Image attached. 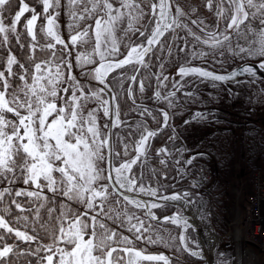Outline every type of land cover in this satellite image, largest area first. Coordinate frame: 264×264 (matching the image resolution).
<instances>
[{
	"label": "snow or ice",
	"instance_id": "obj_1",
	"mask_svg": "<svg viewBox=\"0 0 264 264\" xmlns=\"http://www.w3.org/2000/svg\"><path fill=\"white\" fill-rule=\"evenodd\" d=\"M203 6L213 24L191 19L197 8L186 11L179 0H0V264H172L147 247L175 246L165 224L182 229L177 251L204 259L188 247L200 249L180 209L193 203L190 193L166 195V185L145 183L146 171L157 174L151 141L171 116L158 109L162 126L150 129L144 117L157 116L143 100L177 107L188 77L229 82L247 74L256 82L257 72L264 74V0ZM181 54L180 79L170 81L165 62ZM229 57L244 63L227 75L192 65ZM152 67L155 73L143 75ZM132 114L141 119L121 118ZM156 156L166 168L169 150ZM170 204L178 209L170 216L154 211Z\"/></svg>",
	"mask_w": 264,
	"mask_h": 264
},
{
	"label": "rangeland",
	"instance_id": "obj_2",
	"mask_svg": "<svg viewBox=\"0 0 264 264\" xmlns=\"http://www.w3.org/2000/svg\"><path fill=\"white\" fill-rule=\"evenodd\" d=\"M179 3L185 8L186 11H188V9L191 7L197 8L198 11L196 12L195 15L191 16V19H197L198 17H200L203 18L207 24H213L215 22L212 13L208 12L203 6L204 0H179ZM65 23H66V17L63 15V12H61L60 24L62 30L64 29ZM191 27L193 28L194 31H198L195 25H191ZM181 35H183V33H181ZM66 36L67 33L65 32V37ZM186 59L187 57L184 54H181L179 59L176 60L178 64L177 66L179 67L180 64L186 61ZM166 62L167 65L171 63L170 61H166ZM242 63L244 62L233 61V59L230 57L224 60L223 63L213 61L211 59H209L208 62L206 63L200 60L192 61L193 66L203 67L206 68L207 70L216 73H226ZM252 79H253L252 77H247L229 82H210V81L201 82L200 80H195L192 77H188L186 78L187 84L185 88L182 91H180L179 94H177L178 106L174 108L176 110L180 109V113L183 112L182 114L183 118L193 115L195 111H196L195 113H197L198 111H203V110L207 111V109L210 108H215L217 110L218 109L243 110V109H251L254 107L256 108L260 107L264 109V82H262L264 81V79L258 76L256 77V82H250L252 81ZM213 83H215L216 85L215 87H213ZM186 92H192L194 95L191 98H189L185 95ZM90 107H95V105H90ZM174 108L168 109L170 116L173 113ZM197 108H199V110ZM202 116L203 119L198 118L197 120H211V118H213V116H211L210 113H204ZM192 119L193 118L189 120ZM217 120L218 121L216 120L214 121L215 122L221 121L218 124H216L218 125L217 129L229 128L232 130V132H234L236 138L235 139L236 141L234 140L235 146L232 152V168H233L232 184L230 187L228 202L222 211V215H223L222 225L223 227H225L226 230L224 234L219 232V229L217 227V225L220 226V223L213 222V214H217V210L216 208H214V203H213L214 198L212 193V189H213L212 183L214 181L215 172L203 167L200 168L198 167V169H196L195 172L190 173V169L187 167L188 163H185V165L176 164V161L179 162H185L188 160L192 161V158L188 157V153L186 151L183 152L182 150H179L175 153L177 149L173 150L172 152L170 150L171 144H179V149L182 148L189 149L190 144L188 142H191V139L193 138L196 139L195 137L196 134H200V135L203 134L204 137H206V135H209V133H206L209 132L207 131L208 128L201 130L200 127H197L196 130L192 132H187L186 136L183 137L182 135L177 133V130L175 129V125L174 124L172 125L170 119L169 125L173 129H175V133L172 134L173 135L175 134L178 138L175 140H171L168 138L163 144H161L158 147V149L161 147H166L172 156L175 154L178 155V158L174 160H170V158L167 157L164 159L167 160L168 163H171L173 166H175V168L179 171L181 176L187 177V181L189 182L190 187L193 188L194 191L192 189H189L184 192L190 193L188 199L193 201V203L189 205V207H192L191 211L195 213L196 217L198 218L199 224L201 226L205 224L208 229L207 231H210L213 234L216 233L215 235L218 236V240L213 248V252H214L213 262H215L214 264H219L220 260H225V259L228 260L230 264H237L238 250L240 256V264H248L247 255H253L254 257V260L252 261L251 264H263V257L261 252L255 247H251L244 242V232L246 228V223L244 222V220H245L246 211L248 209V198L251 195V188L247 184L248 174H245L243 170V144L240 140L241 128L240 125H236L235 123H229L221 119H217ZM103 122L104 121L101 120L102 124ZM199 141L202 142L204 140L200 139ZM199 141L194 140L193 142L194 144H196L199 143ZM160 158L161 157H159V159ZM191 164H193V162H191ZM200 171L204 173V178H205L204 184H206L207 187H209L208 191H206V189L202 186L203 181L199 178L201 177L199 174ZM211 173H214L213 177H209ZM197 185L201 186L200 189L196 187ZM21 187H23V185H21ZM184 192H182L181 194H183ZM164 194L171 195V193H166V192H164ZM141 198L151 199L150 197H146V198L141 197ZM189 207L186 206V208H183L180 206V209L183 210V215L186 216L188 220L191 218V216L187 214ZM173 208H174L173 210L174 212L178 210L175 207ZM166 209H162V211H165ZM132 211H136V210L132 209ZM174 212H164L163 215H170L171 213L173 214ZM157 215L159 214L157 213ZM193 228L195 230H193ZM193 228H189L192 230L193 235L190 234L189 231H187V236L190 237L191 240L199 243V238L196 234L198 228L194 226ZM181 231L182 229L180 228V232L178 235L175 234L173 231L170 232L173 236L177 237L175 244L179 246H180V241L178 237ZM205 232H203L202 234H204ZM124 234L131 235L130 233L127 232H125ZM162 234L167 235L166 233H162ZM137 246L138 247L140 246L139 243ZM188 247L191 248L192 250L197 249L196 244L194 243H189ZM208 247L210 246L208 245ZM148 249H152V248L148 247ZM168 251H169L168 248L163 247V249H160L157 247L155 248V252L153 253L163 252L165 255H168L171 258L172 252H168ZM220 253H223V256H220L219 255ZM201 261L204 263L207 262L205 259Z\"/></svg>",
	"mask_w": 264,
	"mask_h": 264
},
{
	"label": "trees",
	"instance_id": "obj_3",
	"mask_svg": "<svg viewBox=\"0 0 264 264\" xmlns=\"http://www.w3.org/2000/svg\"><path fill=\"white\" fill-rule=\"evenodd\" d=\"M30 4L34 3V0H28ZM37 7V11L41 10L40 5H35ZM30 15V14H26ZM13 47L15 45L13 44ZM165 70L164 74L170 77V81L172 77L176 74V68L178 67L177 61L171 62L167 65L165 62ZM157 71L156 67H152L150 71H145L143 75L147 76L150 73H155ZM129 74L131 71L129 70ZM176 80V79H175ZM179 80V79H177ZM153 89L149 90L147 95L151 96L152 91L155 89V80L152 79ZM127 87V85H125ZM171 90V83L169 82V87L164 89V92ZM180 92H177L179 94ZM141 100H137V104H140ZM143 104L146 105L149 109L152 110L153 115L157 116L158 122H153L150 117H144L147 120L148 127L152 130L160 129L162 126V116H160L158 109H165L166 105L160 102H156L152 99L143 100ZM130 105V102H129ZM122 111L126 110V107L123 102H121ZM175 110V112H174ZM183 112L180 113V109H173V113L171 114V123L175 125V129L177 133L186 136L187 132H192L196 130L197 127L202 129H207L206 137L200 134H196V139H191L189 149H187L188 156L192 158L193 164H188V168L190 169V173L195 172L198 167H203L215 172L214 181L212 183V193H213V203L214 208L217 210V214H213V222L220 223V226L217 225L219 232L224 234L226 232L225 227L222 225L223 215L222 211L225 205L228 202L230 187L232 184L233 171H232V152L235 146L234 140L235 134L229 128L217 129L216 124L219 122H215L214 120H188L187 117L182 116ZM122 119H127L129 123H134L141 119L139 115L132 114L129 117H124L122 115ZM218 121L217 119H215ZM185 121H189L190 123H185ZM195 126V127H194ZM241 128V142L243 144V170L245 174H251L252 172H256L258 170H264V125L261 123L256 124L254 122H250L246 126H240ZM117 132H121L124 135H127V132L123 129H116ZM173 133V128L171 126L167 128H163L160 131L159 135L151 141L152 149L150 152V156L152 157L151 164L153 167L157 169V174L155 177H152L147 171L145 172V183L149 181L152 182L153 186H158L157 181L160 184L166 185V193H182L186 190L192 189L187 181V177L181 176L179 171L173 166L171 163H168V166L165 168L163 165L159 164V157L156 156V150L158 147L163 144ZM202 133V132H201ZM202 136V137H201ZM135 137H133L134 139ZM198 138V139H197ZM204 140L200 142L199 140ZM194 140H198L199 143L194 144ZM236 141V140H235ZM134 154V153H133ZM177 164V163H176ZM181 165H185V162H179ZM178 164V165H179ZM193 165V166H192ZM195 165V167H194ZM136 171V169H134ZM21 187V185H17ZM194 191V190H193ZM73 207H80L78 205H73ZM81 210H83L81 208ZM174 208L168 206L165 211L162 209H156V212L159 216L163 215L164 212H173ZM216 226V225H215ZM164 228H167L169 232L173 231L175 234H179L180 228L176 227L172 224L163 225ZM222 228V229H221ZM190 234L193 235L191 229H188ZM12 240H9L8 243H12ZM47 242V241H45ZM19 243V241H17ZM21 247H26L25 245H21ZM152 249H148L149 252H155V248L163 249L161 246H148ZM155 247V248H154ZM177 247L179 245L175 244V246L169 250L168 252H172L171 261L172 264H206L199 259H196L190 256L187 252H184L183 249L177 251ZM30 259V258H29ZM21 264H24L21 261Z\"/></svg>",
	"mask_w": 264,
	"mask_h": 264
},
{
	"label": "built area",
	"instance_id": "obj_4",
	"mask_svg": "<svg viewBox=\"0 0 264 264\" xmlns=\"http://www.w3.org/2000/svg\"><path fill=\"white\" fill-rule=\"evenodd\" d=\"M178 147L179 144H174L170 148L171 152L178 149ZM177 151L178 150H176L175 153ZM166 157L167 156H163V158ZM199 174L202 177H199L203 181L202 186L206 189V191H208L209 187L204 184V173L200 171ZM213 176L214 173H211L209 177ZM247 184L251 188V195L248 198V209L244 220L246 223L244 242L251 247H255L261 252L264 263V171H256L248 174ZM196 187L200 189L201 186L197 185ZM253 260V255H247L248 264H251Z\"/></svg>",
	"mask_w": 264,
	"mask_h": 264
},
{
	"label": "flooded vegetation",
	"instance_id": "obj_5",
	"mask_svg": "<svg viewBox=\"0 0 264 264\" xmlns=\"http://www.w3.org/2000/svg\"><path fill=\"white\" fill-rule=\"evenodd\" d=\"M177 71V69H176ZM262 77L264 79V74H258L257 77ZM174 79H180L179 76L172 77ZM172 80V79H171ZM199 110V108H197ZM197 110V111H198ZM196 112V111H195ZM194 112L193 115L187 116V119L193 118V116L196 114ZM197 113H201L202 115L204 113H210L213 118L211 120L215 119H221L229 123H235L236 125L240 126H246L250 122H254L256 124L261 123V125H264V109L263 108H251V109H243V110H220L215 108L207 109V111H198ZM193 120V119H192Z\"/></svg>",
	"mask_w": 264,
	"mask_h": 264
},
{
	"label": "bare ground",
	"instance_id": "obj_6",
	"mask_svg": "<svg viewBox=\"0 0 264 264\" xmlns=\"http://www.w3.org/2000/svg\"><path fill=\"white\" fill-rule=\"evenodd\" d=\"M258 171H264V170L261 169V170H258ZM178 203H180V202H178ZM180 206L183 207V208H186V205H184L183 203H180ZM187 206L189 207V205H187ZM191 208L192 207H189V210L187 212V214H189L191 216V218L188 220V222L190 224L195 225L198 228L197 229L198 230V236L200 238L199 239L200 249H193V250H202L204 259L208 262V263L207 262L206 263L207 264H214L215 262H213V259H214L213 248H214L215 243L218 240L217 236L215 235L216 233L213 234L212 232L207 231L208 229H207V226L205 224H203L201 226L199 224L198 218L196 217L195 213H193L191 211ZM203 232H205V233L202 234ZM208 243H209L210 247H208ZM238 252H239V250L237 251V260H238L237 264H240V256H239Z\"/></svg>",
	"mask_w": 264,
	"mask_h": 264
},
{
	"label": "water",
	"instance_id": "obj_7",
	"mask_svg": "<svg viewBox=\"0 0 264 264\" xmlns=\"http://www.w3.org/2000/svg\"><path fill=\"white\" fill-rule=\"evenodd\" d=\"M233 70H237V71H238V70H239V65L236 66L235 68L229 70V71L226 72V73H216V72H214V73H216V74H221V75H227V74H229L230 72H232ZM209 71H210V70H209ZM212 72H213V71H212ZM258 74L263 75V74L260 73L259 71L257 72V75H258ZM247 77H250V76H248L247 74H243V75H240V76L235 77L234 80L241 79V78H247Z\"/></svg>",
	"mask_w": 264,
	"mask_h": 264
}]
</instances>
